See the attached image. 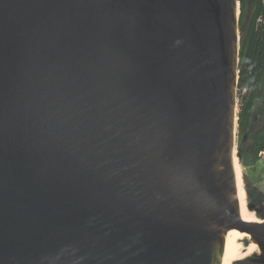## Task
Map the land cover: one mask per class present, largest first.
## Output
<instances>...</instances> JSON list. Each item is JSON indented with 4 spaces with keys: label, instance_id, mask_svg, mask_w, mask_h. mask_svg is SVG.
<instances>
[{
    "label": "water",
    "instance_id": "obj_1",
    "mask_svg": "<svg viewBox=\"0 0 264 264\" xmlns=\"http://www.w3.org/2000/svg\"><path fill=\"white\" fill-rule=\"evenodd\" d=\"M240 4L0 0V264H223L233 230L264 264Z\"/></svg>",
    "mask_w": 264,
    "mask_h": 264
},
{
    "label": "trees",
    "instance_id": "obj_2",
    "mask_svg": "<svg viewBox=\"0 0 264 264\" xmlns=\"http://www.w3.org/2000/svg\"><path fill=\"white\" fill-rule=\"evenodd\" d=\"M238 153L246 167L264 156V0H241Z\"/></svg>",
    "mask_w": 264,
    "mask_h": 264
},
{
    "label": "bare ground",
    "instance_id": "obj_3",
    "mask_svg": "<svg viewBox=\"0 0 264 264\" xmlns=\"http://www.w3.org/2000/svg\"><path fill=\"white\" fill-rule=\"evenodd\" d=\"M235 167H236V172H237V178H238V196L240 199V204H241V213H242V218L246 222H255L259 221L255 216L254 213L250 212L247 207H246V191L243 186V180H242V171L240 164L237 160L235 159ZM247 234L240 233L237 230H233L228 233L227 238H226V248H225V254L223 258V264H233L236 263L237 261L242 260L245 257H248L249 255L253 254L258 250V247L256 244H251L249 248L244 249L243 244L239 243V240L242 238L247 237Z\"/></svg>",
    "mask_w": 264,
    "mask_h": 264
},
{
    "label": "rangeland",
    "instance_id": "obj_4",
    "mask_svg": "<svg viewBox=\"0 0 264 264\" xmlns=\"http://www.w3.org/2000/svg\"><path fill=\"white\" fill-rule=\"evenodd\" d=\"M241 36L242 32L240 30V37ZM238 146L239 142L237 138V150ZM239 164L242 171L243 186L246 191V202L248 206L254 205L257 209H259L260 213H257L256 208L252 210V213H254V216L256 218L258 217L264 219V156L261 158V161L258 162L256 167H246L242 162H240ZM247 188H251L252 196L248 194ZM253 256L254 255L251 254L248 257L243 258L242 260H240L242 262L241 264H253V262L251 261V258Z\"/></svg>",
    "mask_w": 264,
    "mask_h": 264
},
{
    "label": "flooded vegetation",
    "instance_id": "obj_5",
    "mask_svg": "<svg viewBox=\"0 0 264 264\" xmlns=\"http://www.w3.org/2000/svg\"><path fill=\"white\" fill-rule=\"evenodd\" d=\"M247 192H248V194H249L250 196H252L251 188H247ZM263 204H264V200H263ZM251 206H252V210L256 208V206H254V205H251ZM256 211H257V213H260V212H259V209H257V208H256ZM257 257H258V256L255 255V256H253V257L251 258V261L253 262V264H261V263L255 262V260H256ZM241 263H242L241 261H237L236 263H233V264H241Z\"/></svg>",
    "mask_w": 264,
    "mask_h": 264
}]
</instances>
